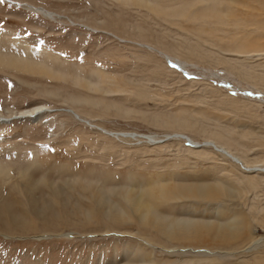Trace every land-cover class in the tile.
Listing matches in <instances>:
<instances>
[{"label": "rangeland", "instance_id": "obj_1", "mask_svg": "<svg viewBox=\"0 0 264 264\" xmlns=\"http://www.w3.org/2000/svg\"><path fill=\"white\" fill-rule=\"evenodd\" d=\"M262 22L264 0L0 3V56L59 74L0 64V264H264V173L240 165H264Z\"/></svg>", "mask_w": 264, "mask_h": 264}, {"label": "bare ground", "instance_id": "obj_2", "mask_svg": "<svg viewBox=\"0 0 264 264\" xmlns=\"http://www.w3.org/2000/svg\"><path fill=\"white\" fill-rule=\"evenodd\" d=\"M212 6H214V8H216L215 7V5H212ZM211 6V7H212ZM214 8H211L210 10V13H208V15H209V17H211V18H214V15H216V13H218V9L216 10V9H214ZM231 8L232 7H230V9L229 10H231ZM228 9L226 10V11H221V13L222 14H224L225 16H227L228 15V13H230V16L231 15H233V14H231V12H232V10H231V12H229L228 11ZM208 10H209V8H208ZM206 12H208V11H206ZM219 16V15H218ZM219 17H221V15L219 16ZM262 24H264V22H262ZM264 26V25H263ZM259 29V28H258ZM232 51H234V52H250V51H244V50H241V49H239V50H232ZM252 51H257V50H252ZM169 53V52H168ZM0 64H3V65H8V66H10V68L12 67V68H17L18 70H24V71H28V72H31V73H37V74H44V75H48V76H59V74L58 73H56V72H54L51 68H49V66H47V65H45V64H43L42 65V63H40V64H35V63H32V62H30L28 59H25V60H21V61H16V60H5V59H3L2 58V56H0ZM180 66V65H179ZM61 77V76H60ZM61 79V78H60ZM86 84L87 85H90L91 83L89 82V81H86ZM46 108H48L46 105H38V106H35L34 108H31V109H27V110H24V111H21L22 113L21 114H19V115H17L18 117L19 116H26V117H30V116H34V117H36L37 115H40V113L41 112H43L44 110H46ZM73 110V109H72ZM74 111V110H73ZM75 113H76V116H78V113L76 112V111H74ZM74 113V114H75ZM78 118H80L79 116H78ZM135 134V135H134ZM137 134V135H136ZM215 135H217V133H215ZM181 136H183V135H181ZM218 136V135H217ZM131 137H132V139H145L146 141H153L154 142V140H160L161 138H159V137H156V136H154V135H150V134H145V133H138V132H133V133H131ZM184 137V136H183ZM186 139H187V141H188V137H185ZM190 140H193L191 137H189V141ZM220 139H219V137L217 138L216 136H213V139H207V141H208V143H211V144H214V145H216L215 147L217 148L216 150H217V152H219V153H221V154H223V155H225V156H227V157H230V158H233V160L235 159V160H237V158H239L238 156H237V154L236 153H234V152H232L231 150H229L228 148L226 149L224 146V148H219V147H222L221 145H218V141H219ZM155 141V142H156ZM161 141H163V139H161ZM194 141V140H193ZM217 141V142H216ZM197 146V145H196ZM195 146V147H196ZM194 147V148H195ZM225 150L227 151L228 150V152H225ZM240 159V158H239ZM241 164H243V165H248L249 167V170H252L253 168H254V172H262V173H264V165H251V164H249V163H246L243 159L241 160V163H240V165ZM248 168H247V170H248ZM252 168V169H251ZM255 168H258V169H255ZM253 171H251V172H253ZM250 172V171H249ZM8 174V171H3V172H1L0 173V175H7ZM251 178V177H250ZM198 185H201V184H198ZM202 185H203V183H202ZM223 189H225V187L223 186V185H221V184H219ZM196 186V185H195ZM186 187H188V185L186 186ZM190 188V185H189V187H188V189ZM200 188H203V187H200ZM199 190V189H198ZM201 190V189H200ZM226 190V189H225ZM194 191V190H193ZM205 192V191H204ZM201 193V192H200ZM228 193V192H227ZM189 194H192V193H189ZM207 194V193H206ZM213 195L215 194V192H213L212 193ZM125 195V194H124ZM123 195V196H124ZM187 195V194H186ZM185 195V196H186ZM216 195H217V193H216ZM188 196V195H187ZM190 196H192V195H190ZM193 198H194V196H192ZM124 199L126 200V201H133L134 202V209H136L137 208V210L139 209V205H140V198H136V196L135 197H129L128 195L126 196H124ZM98 203L103 207H106V211H109V210H113L114 212H112L111 213V216L112 217H120L122 214H121V212L120 211H118L117 209H115L109 202H108V199H107V197L104 195V194H100L99 195V199H98ZM128 203V202H127ZM147 207H148V203H147ZM149 208V207H148ZM145 215V214H144ZM108 216V215H107ZM236 218V217H235ZM179 220V219H178ZM181 220V219H180ZM177 221V220H176ZM184 221V220H183ZM187 220H185L184 221V223H182V221L181 222H178V224H176V222H175V225H173V223H168V224H166V229L167 230H165L166 232H169V235H172V236H175V235H177L176 237L178 238V237H180L181 239L180 240H183L184 238L187 240V239H189V238H202V236H206V237H208L207 235H205V233L207 234V233H211V234H213V238H219V239H223V238H225L224 236H229V235H232L233 233H231L230 231H231V229L235 226V225H233V224H228V223H223V224H218L217 226H215V230L214 229H212V230H207L206 228L207 227H209L208 225H209V223H206V222H202V221H200V222H202V224L201 223H199V220H197L198 221V223L200 224V225H202V227L201 226H198V227H196L195 229H193L194 227L192 226L195 222H190L191 220H189L187 223H185ZM192 221H195V220H193L192 219ZM232 222L234 221V219L233 220H231ZM220 223V222H219ZM211 224V223H210ZM236 224V223H235ZM205 225V226H204ZM174 226L175 227H177V229L178 228H180V230L179 231H176L175 233H173L174 231H173V229H174ZM195 226V225H194ZM204 226V227H203ZM207 226V227H206ZM190 227L192 228V229H190ZM220 229H222L221 231H220ZM158 231L160 230V229H157ZM193 230V231H192ZM214 230V231H213ZM160 231H163L162 229L160 230ZM219 231L221 232V233H219ZM165 232V233H166ZM162 233V232H161ZM164 233V232H163ZM171 233V234H170ZM168 234V233H167ZM211 234H209V237L211 236ZM163 235V234H162ZM165 235V234H164ZM163 235V236H164ZM168 236V235H167ZM165 237V236H164ZM208 237V238H209ZM171 238V237H170ZM172 238H174V237H172ZM176 238V239H177ZM263 262V261H262ZM264 263V262H263ZM127 264V263H126Z\"/></svg>", "mask_w": 264, "mask_h": 264}, {"label": "snow or ice", "instance_id": "obj_3", "mask_svg": "<svg viewBox=\"0 0 264 264\" xmlns=\"http://www.w3.org/2000/svg\"><path fill=\"white\" fill-rule=\"evenodd\" d=\"M4 2V0H0V3H3Z\"/></svg>", "mask_w": 264, "mask_h": 264}]
</instances>
